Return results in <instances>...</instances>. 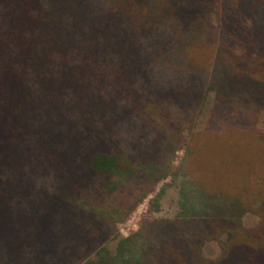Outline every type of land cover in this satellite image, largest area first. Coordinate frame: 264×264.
<instances>
[{"label": "trees", "instance_id": "1", "mask_svg": "<svg viewBox=\"0 0 264 264\" xmlns=\"http://www.w3.org/2000/svg\"><path fill=\"white\" fill-rule=\"evenodd\" d=\"M206 50L209 68L192 57ZM209 91L206 133L264 144V0H0V264H264V181L206 187L170 165ZM176 174L177 216L105 253L118 217Z\"/></svg>", "mask_w": 264, "mask_h": 264}, {"label": "rangeland", "instance_id": "2", "mask_svg": "<svg viewBox=\"0 0 264 264\" xmlns=\"http://www.w3.org/2000/svg\"><path fill=\"white\" fill-rule=\"evenodd\" d=\"M212 53V50L196 51L192 57L209 68ZM213 100V93L206 92L192 117L179 121L182 143L170 158L173 172L175 173L181 166L182 173L206 187L214 182L221 183L223 187L226 186L225 183L233 187L240 174L252 179L256 184L259 180L264 181V144L254 140L253 132L226 128L218 133H206L205 128L210 121L209 113ZM253 130L260 132L264 137L262 113L257 114ZM184 143L189 151L188 156L185 155ZM2 166H5V162ZM3 170L4 175H7L5 168ZM179 181L180 177L177 174L174 177L171 175L162 177L152 191L144 194L132 208L126 209L127 211L118 217L113 225L112 234L101 245V249L105 253L114 254L120 242L135 234L142 223L157 219H174L178 213ZM3 184L4 182L0 185ZM2 215L3 218H8L7 214ZM57 222L60 223L61 220L58 219ZM241 222L245 228H252L256 225L257 218L254 214L246 213ZM71 226L72 229L75 228L73 224ZM201 253L206 258H215L219 253L216 242H205L201 247ZM95 255L89 258L92 260Z\"/></svg>", "mask_w": 264, "mask_h": 264}]
</instances>
